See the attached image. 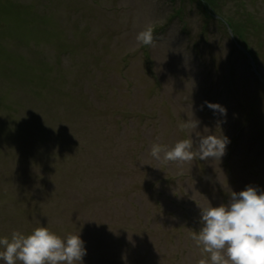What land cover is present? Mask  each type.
Returning <instances> with one entry per match:
<instances>
[{
	"label": "rangeland",
	"instance_id": "obj_1",
	"mask_svg": "<svg viewBox=\"0 0 264 264\" xmlns=\"http://www.w3.org/2000/svg\"><path fill=\"white\" fill-rule=\"evenodd\" d=\"M224 1L246 27L216 12L223 37L189 0H0V238L47 227L79 234L82 264H211L200 211L264 191V0ZM191 118L194 147L227 137L219 161L154 159Z\"/></svg>",
	"mask_w": 264,
	"mask_h": 264
},
{
	"label": "clouds",
	"instance_id": "obj_2",
	"mask_svg": "<svg viewBox=\"0 0 264 264\" xmlns=\"http://www.w3.org/2000/svg\"><path fill=\"white\" fill-rule=\"evenodd\" d=\"M136 40L143 45H154L151 28L140 31ZM214 112L226 114L218 104L205 102ZM199 121L191 118L182 121L181 131L190 130L189 138L177 141L172 147L152 144L150 155L163 164H184L200 160H218L225 154L227 137L198 135L194 147L191 134ZM201 228L193 232L192 239L202 252L208 254L211 264H264V191L246 186L245 190L231 192L227 204L208 207L200 211ZM0 260L5 264H82L86 255L79 234L61 238L47 227H37L29 235L13 231L11 239L0 238ZM198 264H209L200 259Z\"/></svg>",
	"mask_w": 264,
	"mask_h": 264
},
{
	"label": "trees",
	"instance_id": "obj_3",
	"mask_svg": "<svg viewBox=\"0 0 264 264\" xmlns=\"http://www.w3.org/2000/svg\"><path fill=\"white\" fill-rule=\"evenodd\" d=\"M183 0H179L177 5H171L172 7V12L175 13L176 10H180L182 8V3ZM191 2H193L196 10L202 15L204 16L206 19L210 18V14H216V12L220 15H224V17L229 18L231 20H233L239 29H241L242 31L245 29V24L246 22L243 21V18H237L236 16L227 14L223 11L222 6H225V1L222 2L223 0H189ZM244 8L241 7L240 5V14L242 15V10ZM239 11H237L239 13ZM171 12V11H170ZM171 12V13H172ZM251 16L247 19V20H251ZM217 21H220V19H217ZM220 32H223V28H219ZM224 33V32H223ZM186 216V214H185Z\"/></svg>",
	"mask_w": 264,
	"mask_h": 264
}]
</instances>
